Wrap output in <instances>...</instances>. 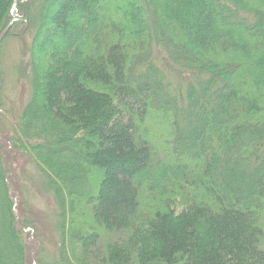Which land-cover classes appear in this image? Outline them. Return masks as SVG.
<instances>
[{
    "label": "trees",
    "instance_id": "trees-1",
    "mask_svg": "<svg viewBox=\"0 0 264 264\" xmlns=\"http://www.w3.org/2000/svg\"><path fill=\"white\" fill-rule=\"evenodd\" d=\"M23 30L0 264H264V0H0V39ZM20 154L56 199L52 262Z\"/></svg>",
    "mask_w": 264,
    "mask_h": 264
},
{
    "label": "rangeland",
    "instance_id": "rangeland-1",
    "mask_svg": "<svg viewBox=\"0 0 264 264\" xmlns=\"http://www.w3.org/2000/svg\"><path fill=\"white\" fill-rule=\"evenodd\" d=\"M4 35L0 39L3 54L2 68L6 79L4 104L0 111V132L2 135L8 134L13 129L15 121L31 96L27 55L32 33L23 30L21 33L11 35L7 31ZM15 164L18 165L17 176L14 177L19 185L17 187L19 190L21 187V196H24L25 201L27 200L28 209L40 229L38 231L40 237H38L37 243L35 242L36 245H32L29 253L33 256L36 254L37 258L45 256L47 262L50 257L49 260L52 262L59 240L54 222L57 212L56 199L43 185V178L29 157L22 154L16 155ZM20 199L22 198L20 197ZM39 243L43 244L44 255L36 253Z\"/></svg>",
    "mask_w": 264,
    "mask_h": 264
}]
</instances>
